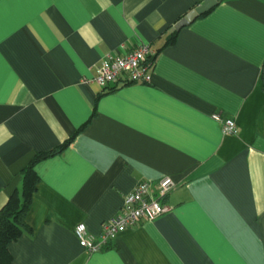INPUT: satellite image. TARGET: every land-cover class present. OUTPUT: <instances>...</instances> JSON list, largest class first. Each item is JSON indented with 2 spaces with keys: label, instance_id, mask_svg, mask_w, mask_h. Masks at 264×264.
<instances>
[{
  "label": "crops",
  "instance_id": "crops-1",
  "mask_svg": "<svg viewBox=\"0 0 264 264\" xmlns=\"http://www.w3.org/2000/svg\"><path fill=\"white\" fill-rule=\"evenodd\" d=\"M204 1L0 0V210L37 153L74 137L35 166L13 264H264V0H222L172 31ZM141 45L150 83L93 81ZM164 177L168 213L80 246L78 224L99 237L138 183L156 193Z\"/></svg>",
  "mask_w": 264,
  "mask_h": 264
},
{
  "label": "built area",
  "instance_id": "built-area-1",
  "mask_svg": "<svg viewBox=\"0 0 264 264\" xmlns=\"http://www.w3.org/2000/svg\"><path fill=\"white\" fill-rule=\"evenodd\" d=\"M154 52L148 45L127 50L123 55H108L97 68L93 81L104 90L111 84L150 83L152 79ZM225 135H237L238 127L234 120L224 119L220 114L214 116ZM176 187L171 177H164L158 183L156 193H152L149 182L138 183L134 191L124 200L121 211L102 224L99 237L91 235L85 224L75 227V235L79 244L90 253L106 249L127 229L137 227L144 221L153 222L170 211L164 200Z\"/></svg>",
  "mask_w": 264,
  "mask_h": 264
},
{
  "label": "trees",
  "instance_id": "trees-1",
  "mask_svg": "<svg viewBox=\"0 0 264 264\" xmlns=\"http://www.w3.org/2000/svg\"><path fill=\"white\" fill-rule=\"evenodd\" d=\"M175 38L176 33L170 37V41H174ZM73 140L74 137L53 150L37 153L31 163L23 170L21 191L17 190L0 210V264H13L9 245L31 230L26 222V217L31 208L33 196L37 191V185L40 180L35 171L36 164L62 153Z\"/></svg>",
  "mask_w": 264,
  "mask_h": 264
},
{
  "label": "water",
  "instance_id": "water-1",
  "mask_svg": "<svg viewBox=\"0 0 264 264\" xmlns=\"http://www.w3.org/2000/svg\"><path fill=\"white\" fill-rule=\"evenodd\" d=\"M222 0H205L202 5H200L195 10L191 11L185 18H183L174 28V31H179L183 27H186L190 25L192 22H194L197 18L205 15L206 13L210 12L212 9H214L216 6L221 3Z\"/></svg>",
  "mask_w": 264,
  "mask_h": 264
}]
</instances>
